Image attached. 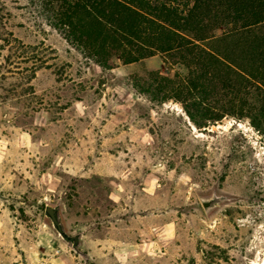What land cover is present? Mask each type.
<instances>
[{"label":"rangeland","instance_id":"1","mask_svg":"<svg viewBox=\"0 0 264 264\" xmlns=\"http://www.w3.org/2000/svg\"><path fill=\"white\" fill-rule=\"evenodd\" d=\"M49 19L37 0H0V264H264V95L212 64L200 107L235 114L196 127L135 86L168 90L151 74L183 67L157 54L102 69ZM210 47L237 63L250 52Z\"/></svg>","mask_w":264,"mask_h":264},{"label":"trees","instance_id":"2","mask_svg":"<svg viewBox=\"0 0 264 264\" xmlns=\"http://www.w3.org/2000/svg\"><path fill=\"white\" fill-rule=\"evenodd\" d=\"M37 1L50 17L48 24L102 69L110 68L111 59L129 65L157 54L164 56L166 64L172 61L171 66L183 67L186 73L178 72L170 81L151 74L166 81L168 90L161 83L140 80L135 86L142 93L152 88L155 103H180L196 127L235 114L200 107L209 92L205 85L215 77L212 64L225 71L221 78L233 77L235 89L264 95V0ZM217 30L222 32L218 38L214 37ZM233 38L250 48L245 62L231 61L210 47ZM196 115L203 123L195 122Z\"/></svg>","mask_w":264,"mask_h":264},{"label":"water","instance_id":"3","mask_svg":"<svg viewBox=\"0 0 264 264\" xmlns=\"http://www.w3.org/2000/svg\"><path fill=\"white\" fill-rule=\"evenodd\" d=\"M207 207V205H204ZM44 216L49 220L52 229L57 234V236L67 245H69L74 251L78 250L79 247V238L80 235H68L64 229L62 224L60 223L59 218V207H53L50 205L45 206L44 208Z\"/></svg>","mask_w":264,"mask_h":264}]
</instances>
